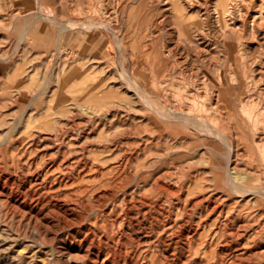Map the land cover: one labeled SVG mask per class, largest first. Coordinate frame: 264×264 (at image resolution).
Here are the masks:
<instances>
[{
    "label": "rangeland",
    "instance_id": "1",
    "mask_svg": "<svg viewBox=\"0 0 264 264\" xmlns=\"http://www.w3.org/2000/svg\"><path fill=\"white\" fill-rule=\"evenodd\" d=\"M0 264H264V0H0Z\"/></svg>",
    "mask_w": 264,
    "mask_h": 264
},
{
    "label": "bare ground",
    "instance_id": "2",
    "mask_svg": "<svg viewBox=\"0 0 264 264\" xmlns=\"http://www.w3.org/2000/svg\"><path fill=\"white\" fill-rule=\"evenodd\" d=\"M237 1V0H236ZM244 1V0H243ZM258 1V0H257ZM216 3V2H215ZM229 3V2H228ZM227 3V4H228ZM238 3V2H237ZM247 3V2H246ZM219 4H220V1H219ZM219 4H217V5H219ZM243 4V3H242ZM231 5V4H230ZM241 5V4H240ZM228 6V5H227ZM237 6V5H236ZM239 6V5H238ZM217 8V7H216ZM215 8V9H216ZM230 8V7H229ZM233 8V7H232ZM220 9V8H219ZM227 10H228V8H227ZM226 8H225V6L223 5L222 6V8H221V14H224L226 11ZM216 11V10H215ZM230 11V10H229ZM256 11V10H255ZM227 13V12H226ZM226 13H225V15H226ZM241 13V12H240ZM256 13V12H255ZM250 14V13H249ZM230 15V14H229ZM228 15V16H229ZM245 15V14H244ZM224 16V15H223ZM227 16V15H226ZM233 16V15H232ZM231 17V16H230ZM226 18V17H225ZM224 18V19H225ZM229 18V17H228ZM242 18V17H241ZM229 19H231V18H229ZM233 19V18H232ZM225 20H227V19H225ZM258 20H260V18H258V16L256 15H252V20L251 21H249L248 22V30L253 34V35H256V33H257V31L258 30H261V24H260V21H258ZM218 21H219V18H218ZM233 21V20H232ZM232 23V22H231ZM230 23V24H231ZM242 23H243V21H242ZM263 23V22H262ZM233 24V23H232ZM224 25V24H223ZM228 25V24H227ZM222 27V26H221ZM243 27H245V26H243ZM221 31V30H220ZM222 31H223V28H222ZM226 32V31H225ZM251 34V35H252ZM185 35L187 36V34L185 33ZM191 38V37H190ZM255 38H257V36H255ZM186 39H187V37H186ZM187 40H189V39H187ZM186 40V41H187ZM186 41H185V43H186ZM96 88V87H95ZM97 89V88H96ZM178 116H181L180 114H178ZM191 116V115H190ZM185 119L186 120H188L189 118L188 117H185Z\"/></svg>",
    "mask_w": 264,
    "mask_h": 264
}]
</instances>
